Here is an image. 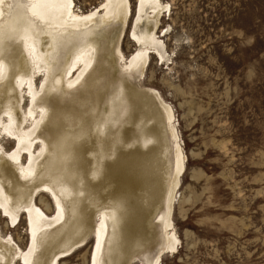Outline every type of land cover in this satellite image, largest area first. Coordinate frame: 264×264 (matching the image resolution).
Listing matches in <instances>:
<instances>
[{
    "label": "bare ground",
    "instance_id": "1",
    "mask_svg": "<svg viewBox=\"0 0 264 264\" xmlns=\"http://www.w3.org/2000/svg\"><path fill=\"white\" fill-rule=\"evenodd\" d=\"M166 8L138 0L129 34L138 49L126 59L130 0H105L88 13L73 0H0V135L15 144L9 152L0 144V212L14 228L23 214L30 232L23 250L0 230V264H59L90 234V264H131L153 242L156 223L164 236L149 264L177 253L170 216L184 156L173 110L131 82L152 56L165 59L156 30ZM165 122L174 140L169 188ZM44 193L51 214L37 204Z\"/></svg>",
    "mask_w": 264,
    "mask_h": 264
},
{
    "label": "rangeland",
    "instance_id": "2",
    "mask_svg": "<svg viewBox=\"0 0 264 264\" xmlns=\"http://www.w3.org/2000/svg\"><path fill=\"white\" fill-rule=\"evenodd\" d=\"M73 1L82 13L105 2ZM160 1L168 4L156 30L165 59L152 56L144 75L131 79L136 88L159 93L172 108L184 156L170 216L178 251L165 250L160 264H264V0ZM137 2L130 0L131 17L121 42L126 59L138 49L129 40ZM118 68L121 72V64ZM123 72L119 75L129 74ZM41 79L36 77V86ZM163 125L169 188L174 140L168 122ZM0 144L6 152L15 145L5 134ZM35 198L47 214L55 211L49 193ZM5 216L0 212L2 235H11L25 250L30 239L25 216L16 228ZM153 226V242L131 264H149L159 254L164 232L161 225ZM94 247L90 234L59 264H90ZM12 264L21 263L15 259Z\"/></svg>",
    "mask_w": 264,
    "mask_h": 264
}]
</instances>
